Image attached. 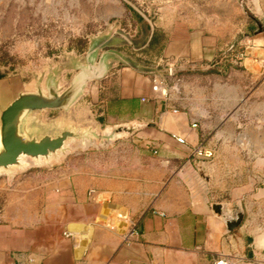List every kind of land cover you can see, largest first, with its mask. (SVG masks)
Instances as JSON below:
<instances>
[{
    "label": "crops",
    "instance_id": "0c3cea01",
    "mask_svg": "<svg viewBox=\"0 0 264 264\" xmlns=\"http://www.w3.org/2000/svg\"><path fill=\"white\" fill-rule=\"evenodd\" d=\"M248 3L264 23V0ZM247 49L251 59L264 57V32ZM217 52L215 36L182 20L167 29L158 64L208 62ZM116 84L112 101L98 99L100 83H92L74 112L100 128L145 127L103 153H68L51 167L0 177V264H264V220L258 225L248 214L226 233L201 180V170L216 168L193 155L199 142L213 153L206 144L208 111L179 112L168 88L165 96L152 92L151 78L128 67L117 70ZM235 93L228 89L213 101L231 104ZM130 222L140 237L125 246Z\"/></svg>",
    "mask_w": 264,
    "mask_h": 264
},
{
    "label": "rangeland",
    "instance_id": "374dc122",
    "mask_svg": "<svg viewBox=\"0 0 264 264\" xmlns=\"http://www.w3.org/2000/svg\"><path fill=\"white\" fill-rule=\"evenodd\" d=\"M182 20L215 36L218 49L208 62L181 65L204 69L218 58L207 71L163 75L179 112L195 106L196 112L209 113L206 144L216 168L201 170V180L210 186V203L223 206L222 214L230 210L243 222L249 214L260 225L264 220V57L251 59L246 48L254 46L264 23L254 16L248 0H0V85L31 90L32 83L55 74L58 85L66 88L75 73L72 63L83 59L92 40L112 32L128 38L130 44L123 41L115 49L130 63L162 70L167 67L158 64L162 50L157 55L158 45L153 51L149 48L151 29L153 34L160 31L164 45L167 29ZM120 67L128 66L115 64L103 79L92 82L100 83L98 99L115 100ZM231 88L236 89L235 101L214 103ZM58 114L51 111L43 117L54 120ZM113 143L92 140L71 145L74 153H103Z\"/></svg>",
    "mask_w": 264,
    "mask_h": 264
},
{
    "label": "water",
    "instance_id": "95a60500",
    "mask_svg": "<svg viewBox=\"0 0 264 264\" xmlns=\"http://www.w3.org/2000/svg\"><path fill=\"white\" fill-rule=\"evenodd\" d=\"M153 35L151 29L150 42ZM130 44L125 35L112 32L103 39L92 40L82 60L72 63L75 71L69 85L61 88L55 74L38 79L31 84V90H24L17 84L12 87L0 85V177L8 180L19 172L31 167H51L56 160L73 153L74 142H115L130 137L145 125L126 122L100 128L74 112L73 107L83 98L93 81L103 79L115 64H122L152 77H159L165 83L179 72L207 71L217 62L215 59L204 69L173 66L156 70L152 66L130 63V59L115 49L120 42ZM107 50H104L106 49ZM56 111L52 120L43 117L47 112ZM25 159L29 165L21 160ZM216 215L226 222V233L240 228L243 218L222 214L223 206L212 205Z\"/></svg>",
    "mask_w": 264,
    "mask_h": 264
},
{
    "label": "built area",
    "instance_id": "2783aa9c",
    "mask_svg": "<svg viewBox=\"0 0 264 264\" xmlns=\"http://www.w3.org/2000/svg\"><path fill=\"white\" fill-rule=\"evenodd\" d=\"M167 84H165V82L155 76L151 78V90L154 93H158L160 95H166V91H167ZM173 113H177V110H172ZM192 128H196L197 124L193 123L191 125ZM172 138L176 141V143L178 144H184L185 143V139L176 135H172ZM193 155H196L198 157H204L205 159H210L213 157V153L211 151L205 150L203 148L202 143H198L196 148L193 151ZM94 191H91V193H93ZM129 229L127 230V232L123 235L122 237V243L125 246H131L132 244H134L135 242H137L138 238L140 237V230L138 228V225L134 222H130L129 223ZM63 237L66 239H69L71 241H73L74 243H77L80 239L79 235L75 234V233H71V232H64L63 233ZM218 264H220V262H218Z\"/></svg>",
    "mask_w": 264,
    "mask_h": 264
},
{
    "label": "trees",
    "instance_id": "16d2710c",
    "mask_svg": "<svg viewBox=\"0 0 264 264\" xmlns=\"http://www.w3.org/2000/svg\"><path fill=\"white\" fill-rule=\"evenodd\" d=\"M164 39V36L160 33V31H154L152 40L150 42V46L149 48L153 51L155 47V45H158V49H157V55L161 52V50L163 49V44L161 42V40ZM161 42V43H160Z\"/></svg>",
    "mask_w": 264,
    "mask_h": 264
},
{
    "label": "bare ground",
    "instance_id": "6f19581e",
    "mask_svg": "<svg viewBox=\"0 0 264 264\" xmlns=\"http://www.w3.org/2000/svg\"><path fill=\"white\" fill-rule=\"evenodd\" d=\"M83 147H85V146H83ZM21 161H22L23 163H25V164L29 165V163H27L25 159H23V158H22V160H21Z\"/></svg>",
    "mask_w": 264,
    "mask_h": 264
},
{
    "label": "flooded vegetation",
    "instance_id": "af4514ba",
    "mask_svg": "<svg viewBox=\"0 0 264 264\" xmlns=\"http://www.w3.org/2000/svg\"><path fill=\"white\" fill-rule=\"evenodd\" d=\"M223 215H225V214H223Z\"/></svg>",
    "mask_w": 264,
    "mask_h": 264
}]
</instances>
